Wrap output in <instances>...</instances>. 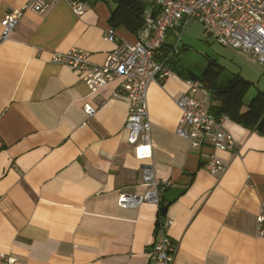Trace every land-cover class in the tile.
I'll list each match as a JSON object with an SVG mask.
<instances>
[{
    "label": "crops",
    "instance_id": "obj_1",
    "mask_svg": "<svg viewBox=\"0 0 264 264\" xmlns=\"http://www.w3.org/2000/svg\"><path fill=\"white\" fill-rule=\"evenodd\" d=\"M118 1L83 0L82 16L66 2L28 11L0 42V264L2 255L15 264H155L160 208L178 245L173 264H264V135L228 119L234 152L180 136L177 102L199 96L175 70L148 91L151 147L131 146L121 81L92 93L79 71L53 62L55 53L78 49L103 65L116 47L104 36ZM27 2L0 0V32ZM143 20L120 16L129 27L113 24L117 39L134 43ZM213 157L223 163L216 174L205 170ZM145 165L171 183L160 208L120 207V195L147 190Z\"/></svg>",
    "mask_w": 264,
    "mask_h": 264
},
{
    "label": "built area",
    "instance_id": "obj_2",
    "mask_svg": "<svg viewBox=\"0 0 264 264\" xmlns=\"http://www.w3.org/2000/svg\"><path fill=\"white\" fill-rule=\"evenodd\" d=\"M146 5L143 16L145 29L134 43L117 39L110 26L105 40L116 43L103 65H94L89 54L78 49L67 53H55L53 62L67 65L79 71L83 82L92 93L107 84L120 80V90L128 105L125 130L131 146L151 147V123L148 111V91L153 83L164 84L175 75L170 61L181 53L180 43L191 20L199 21L210 36L223 47H229L250 55L264 68V0H140ZM66 2L77 16L85 13L83 0H28L26 5L8 14L1 22L0 42L8 41L28 11L42 14L53 3ZM172 38L175 44L168 43ZM193 94L183 95L177 102L182 111V121L177 133L190 140L194 146H209L215 151H236V140L226 129L227 117L217 120L209 111V95L198 81L187 82ZM88 117L96 115V109L85 105ZM223 163L213 157L205 170L216 174ZM143 181L147 190L142 194H122L120 207L140 208L145 204L160 208V195L171 184L156 178L152 167H143ZM172 221L158 217L159 241L153 247L155 264H173L178 245L167 234ZM258 235L264 237V217L260 218ZM1 264H15L8 255L1 256Z\"/></svg>",
    "mask_w": 264,
    "mask_h": 264
},
{
    "label": "rangeland",
    "instance_id": "obj_3",
    "mask_svg": "<svg viewBox=\"0 0 264 264\" xmlns=\"http://www.w3.org/2000/svg\"><path fill=\"white\" fill-rule=\"evenodd\" d=\"M168 43L175 44L172 38ZM179 49L181 54L173 61L198 79H207L208 85H211L210 79L216 80L217 86L224 87L235 76H241L251 86L245 99L246 106L258 92L264 93V68L250 55L220 45L199 21H190Z\"/></svg>",
    "mask_w": 264,
    "mask_h": 264
},
{
    "label": "trees",
    "instance_id": "obj_4",
    "mask_svg": "<svg viewBox=\"0 0 264 264\" xmlns=\"http://www.w3.org/2000/svg\"><path fill=\"white\" fill-rule=\"evenodd\" d=\"M117 9L112 12L110 26L125 24L129 27L128 20H134L137 23H144L143 13L146 5L140 0H119ZM122 16L124 22L118 21ZM181 54V53H180ZM174 58H179V55ZM171 68L176 74L177 70L187 73L188 81H198L203 90L209 95V111L217 119L227 117L229 120L239 123L245 128L264 135V93L258 92L248 106L245 105V99L251 90V86L241 76H235L227 86L219 87L216 80L198 79L193 73L186 70L185 67L178 65L173 59L170 61ZM177 68V69H176ZM176 70V71H175ZM165 209H159V215L164 216Z\"/></svg>",
    "mask_w": 264,
    "mask_h": 264
}]
</instances>
